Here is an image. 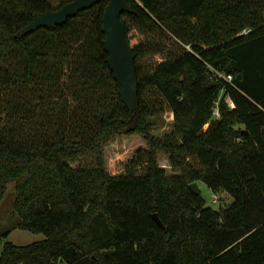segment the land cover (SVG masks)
<instances>
[{
    "label": "trees",
    "instance_id": "obj_1",
    "mask_svg": "<svg viewBox=\"0 0 264 264\" xmlns=\"http://www.w3.org/2000/svg\"><path fill=\"white\" fill-rule=\"evenodd\" d=\"M72 1L0 0L1 113L7 85L36 97L33 117H0V199L15 183L19 228L45 235L6 241L0 264H264V0H126L133 112L107 63L109 0L20 34ZM166 111L173 128L158 137L152 120ZM124 135L146 148L113 175L106 146ZM89 155L92 167L74 164ZM195 182L232 202L213 209Z\"/></svg>",
    "mask_w": 264,
    "mask_h": 264
},
{
    "label": "rangeland",
    "instance_id": "obj_2",
    "mask_svg": "<svg viewBox=\"0 0 264 264\" xmlns=\"http://www.w3.org/2000/svg\"><path fill=\"white\" fill-rule=\"evenodd\" d=\"M141 38V35L136 32V35L132 40V45L137 43ZM161 57V55L148 56L147 62L155 64L161 60ZM24 85L25 84L17 83L7 85L3 88L2 99L3 105L7 108V113L2 114L0 110V117L8 115L16 116L17 119H20L23 114L30 118L35 115L36 110L34 104H36V97L33 96L31 88L24 87ZM217 117L218 115L214 116L215 119ZM152 121L155 123L154 134L158 137H163L166 133L172 130L174 115L171 112L166 111L165 113L154 117ZM208 127L209 124L205 126V129ZM140 148L145 149L146 145L138 136L129 137L124 135L111 141L106 146V159L109 173L114 175L125 172L126 165L134 158L136 151ZM167 161L168 159L166 155L161 154L159 156L160 165L166 167L168 172H171V168ZM74 164H81L87 168L92 167L93 158L90 155L81 156ZM198 186L207 205L215 210H218L221 207H226L232 202L231 196L226 192L214 193L203 182H199ZM15 197V183L12 182L8 184L4 196L0 199V254L6 241L19 246H27L45 239V235L43 234H36L19 228V224L22 220L14 211ZM6 233L8 234L7 237L4 236Z\"/></svg>",
    "mask_w": 264,
    "mask_h": 264
},
{
    "label": "water",
    "instance_id": "obj_3",
    "mask_svg": "<svg viewBox=\"0 0 264 264\" xmlns=\"http://www.w3.org/2000/svg\"><path fill=\"white\" fill-rule=\"evenodd\" d=\"M102 0H74L57 11L36 14L33 21L24 27L20 34L25 36L39 28H55L67 22L69 18L77 16L80 12L94 7ZM132 7L126 0H109L102 18V31L105 34L104 48L108 53L107 63L113 72L118 84V93L123 103L136 111L139 107V82L136 72L135 55L127 40L125 24L121 20L124 13H133ZM219 119H213L209 127L216 128ZM190 189L196 195L201 194L198 183H192ZM158 225L165 229L158 214H154Z\"/></svg>",
    "mask_w": 264,
    "mask_h": 264
},
{
    "label": "built area",
    "instance_id": "obj_4",
    "mask_svg": "<svg viewBox=\"0 0 264 264\" xmlns=\"http://www.w3.org/2000/svg\"><path fill=\"white\" fill-rule=\"evenodd\" d=\"M246 33V32H245ZM227 81H231L232 80V77L231 76H227V77H224ZM230 106L231 107H234V104L232 103V102H230ZM214 114L215 115H218L219 113H218V108H216L215 110H214Z\"/></svg>",
    "mask_w": 264,
    "mask_h": 264
}]
</instances>
